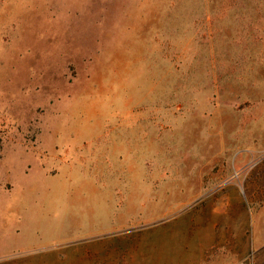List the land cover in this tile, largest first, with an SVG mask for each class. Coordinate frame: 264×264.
I'll list each match as a JSON object with an SVG mask.
<instances>
[{
  "label": "rangeland",
  "instance_id": "1",
  "mask_svg": "<svg viewBox=\"0 0 264 264\" xmlns=\"http://www.w3.org/2000/svg\"><path fill=\"white\" fill-rule=\"evenodd\" d=\"M263 205L264 0H0V264H184Z\"/></svg>",
  "mask_w": 264,
  "mask_h": 264
},
{
  "label": "crops",
  "instance_id": "2",
  "mask_svg": "<svg viewBox=\"0 0 264 264\" xmlns=\"http://www.w3.org/2000/svg\"><path fill=\"white\" fill-rule=\"evenodd\" d=\"M250 216L248 231L223 232L212 236L215 241H209L210 245L206 249L201 247L199 251L186 253L184 264H264V205L261 208L254 207ZM79 253L76 250L60 253L55 258V263L39 261L38 264H125L127 261L122 246L89 249L84 255L101 256L87 263L80 261Z\"/></svg>",
  "mask_w": 264,
  "mask_h": 264
}]
</instances>
